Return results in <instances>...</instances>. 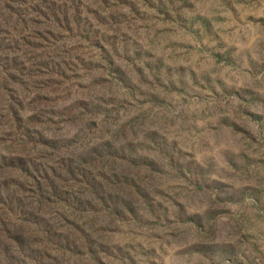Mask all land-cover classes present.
Here are the masks:
<instances>
[{"label": "rangeland", "instance_id": "obj_1", "mask_svg": "<svg viewBox=\"0 0 264 264\" xmlns=\"http://www.w3.org/2000/svg\"><path fill=\"white\" fill-rule=\"evenodd\" d=\"M0 264H264V0H0Z\"/></svg>", "mask_w": 264, "mask_h": 264}]
</instances>
